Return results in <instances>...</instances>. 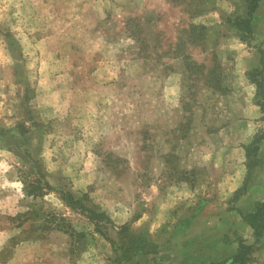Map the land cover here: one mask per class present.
<instances>
[{"label": "rangeland", "instance_id": "1", "mask_svg": "<svg viewBox=\"0 0 264 264\" xmlns=\"http://www.w3.org/2000/svg\"><path fill=\"white\" fill-rule=\"evenodd\" d=\"M248 12L0 0V264H239L241 242L264 264V227L243 218L264 202V141L248 181L243 148L264 133L247 76L262 68L264 0L251 35L236 25ZM37 179L54 191L28 196ZM60 191L106 211L113 243Z\"/></svg>", "mask_w": 264, "mask_h": 264}, {"label": "trees", "instance_id": "2", "mask_svg": "<svg viewBox=\"0 0 264 264\" xmlns=\"http://www.w3.org/2000/svg\"><path fill=\"white\" fill-rule=\"evenodd\" d=\"M261 0H248L249 3V12H248V18L247 19H238L236 20V25L238 29L243 33L252 34V28H251V20L252 16L255 13L256 9L258 8V3ZM192 28L196 29V26L193 25ZM199 28H204L199 27ZM241 39L245 40V37L241 36ZM139 40V39H137ZM262 53V68H255L251 71L247 72V76L249 80L257 86V89L260 93H262L263 99H264V51L261 50ZM183 56V55H182ZM259 106L261 107V111L263 113L264 118V101L263 103H259ZM264 141V133L262 135H257L254 137L253 141L250 144L243 145V148L246 152V157L248 160V175H247V181L249 180L251 176V171L254 167V163H252L251 160V149L254 148V152L259 151L260 144ZM54 191V189L49 185V183L44 182L42 183L41 180L37 179L35 183L30 185V189L27 191L28 196H32L34 198L42 197L47 194L48 191ZM61 195V199L65 201L69 207H71L73 210L80 212L81 214L85 215L95 226V230L97 233L104 236L110 243H113L112 239L109 237L108 230L109 229H115L116 225L111 219V217L106 213V211H96L92 208H89L85 204V196L83 198L75 199V197L69 193V192H59ZM243 193L236 191L235 198H238ZM243 218L247 222V224L255 230V232L258 233L260 229L264 227V202L259 203L256 207V210L252 213H249L247 215H243ZM62 225H58L61 228L65 227V220L62 219L61 221ZM251 245H246L244 242L240 243V247L238 250V253L235 255L234 261L239 264H246L249 261H251L250 257H248L249 251L251 250Z\"/></svg>", "mask_w": 264, "mask_h": 264}, {"label": "crops", "instance_id": "3", "mask_svg": "<svg viewBox=\"0 0 264 264\" xmlns=\"http://www.w3.org/2000/svg\"><path fill=\"white\" fill-rule=\"evenodd\" d=\"M258 67V65H255V67L254 68H257ZM251 68H253V67H251ZM252 85H253V83H251ZM255 85V84H254Z\"/></svg>", "mask_w": 264, "mask_h": 264}]
</instances>
